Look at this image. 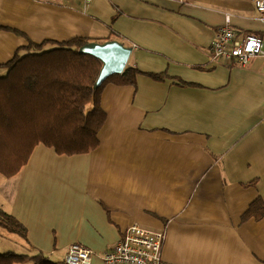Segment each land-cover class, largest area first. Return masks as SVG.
<instances>
[{
	"label": "crops",
	"instance_id": "0c3cea01",
	"mask_svg": "<svg viewBox=\"0 0 264 264\" xmlns=\"http://www.w3.org/2000/svg\"><path fill=\"white\" fill-rule=\"evenodd\" d=\"M226 18L237 37L264 42L252 0H0V64L29 42L80 37L130 46L126 67L140 71L134 84L102 89L95 149L65 155L39 143L0 178L1 207L26 229L1 253L64 261L78 242L103 264L139 224L163 231L170 264H264V216L240 218L256 197L264 206V57H209Z\"/></svg>",
	"mask_w": 264,
	"mask_h": 264
},
{
	"label": "trees",
	"instance_id": "16d2710c",
	"mask_svg": "<svg viewBox=\"0 0 264 264\" xmlns=\"http://www.w3.org/2000/svg\"><path fill=\"white\" fill-rule=\"evenodd\" d=\"M86 42L87 38L80 37L63 42H29L7 63L0 64L1 177L16 175L39 143L65 155L86 153L98 146L97 134L106 118L99 100L102 89L109 83L134 84L140 71L127 66L94 88L101 62L78 52ZM47 44L52 46L44 47ZM152 76L161 78L160 73ZM263 216V201L258 196L240 218L258 220ZM1 227L26 237L25 227L0 205ZM27 260L34 264H65L39 251L0 252V264Z\"/></svg>",
	"mask_w": 264,
	"mask_h": 264
},
{
	"label": "built area",
	"instance_id": "2783aa9c",
	"mask_svg": "<svg viewBox=\"0 0 264 264\" xmlns=\"http://www.w3.org/2000/svg\"><path fill=\"white\" fill-rule=\"evenodd\" d=\"M88 3L91 0H81ZM258 20L264 25V0H252ZM227 23L219 28L212 43L209 57L218 63H235L244 66L254 57H264L263 35L246 33L237 37ZM164 233L150 226L131 224L124 228L116 243L103 251V264H170L161 258ZM90 249L77 243L70 244L65 252V264H90Z\"/></svg>",
	"mask_w": 264,
	"mask_h": 264
},
{
	"label": "water",
	"instance_id": "95a60500",
	"mask_svg": "<svg viewBox=\"0 0 264 264\" xmlns=\"http://www.w3.org/2000/svg\"><path fill=\"white\" fill-rule=\"evenodd\" d=\"M78 52L91 55L100 60L101 67L93 85L96 88L108 76L123 72L131 47L115 39H109L104 42L88 41L78 48Z\"/></svg>",
	"mask_w": 264,
	"mask_h": 264
},
{
	"label": "rangeland",
	"instance_id": "374dc122",
	"mask_svg": "<svg viewBox=\"0 0 264 264\" xmlns=\"http://www.w3.org/2000/svg\"><path fill=\"white\" fill-rule=\"evenodd\" d=\"M0 72H2V71H0ZM0 178H2L1 176H0ZM1 230H6L4 227H1V229H0V235L3 233V231H1ZM8 236L7 238H5L4 239V241L2 240V238L4 237V236H6V235ZM5 234H2L1 236H0V249H2V248H4V245H9V243L11 244V246L13 247V249H14V247H15V244L16 243H14V241H18L19 240V237H18V235H16V234H14V232L13 233H9V232H7V231H5ZM10 239H12V240H10ZM2 240V241H1ZM52 261H54V262H57L56 260H55V258H53V259H51Z\"/></svg>",
	"mask_w": 264,
	"mask_h": 264
}]
</instances>
